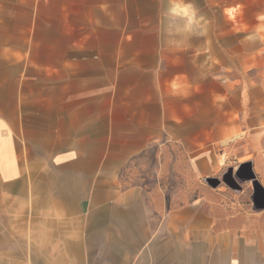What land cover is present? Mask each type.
<instances>
[{"label": "crops", "instance_id": "crops-1", "mask_svg": "<svg viewBox=\"0 0 264 264\" xmlns=\"http://www.w3.org/2000/svg\"><path fill=\"white\" fill-rule=\"evenodd\" d=\"M0 264H264V0H0Z\"/></svg>", "mask_w": 264, "mask_h": 264}, {"label": "rangeland", "instance_id": "rangeland-1", "mask_svg": "<svg viewBox=\"0 0 264 264\" xmlns=\"http://www.w3.org/2000/svg\"><path fill=\"white\" fill-rule=\"evenodd\" d=\"M230 171H232V173ZM234 173L235 169L230 166V157L225 156L224 152H222V155L220 156L219 171L215 176H213V178L207 179L208 181L206 183H203L202 185L212 190L223 189L224 191L230 193V191H232V189L230 188L231 184V187H236L238 189L239 187L242 188V192L238 193L241 194V197H255L257 198V202H261V200L258 198V194L256 195V189L253 190L251 182L240 183V181L234 176ZM175 190L177 189L172 188V195H177L175 193ZM191 192L193 193L194 189H192Z\"/></svg>", "mask_w": 264, "mask_h": 264}, {"label": "water", "instance_id": "water-1", "mask_svg": "<svg viewBox=\"0 0 264 264\" xmlns=\"http://www.w3.org/2000/svg\"><path fill=\"white\" fill-rule=\"evenodd\" d=\"M234 176L240 181V183L250 182L251 180L254 179V176L251 174L250 168L245 167L243 165L238 167V169L234 173ZM230 188L235 191L239 190L236 187H231V184H230Z\"/></svg>", "mask_w": 264, "mask_h": 264}, {"label": "trees", "instance_id": "trees-1", "mask_svg": "<svg viewBox=\"0 0 264 264\" xmlns=\"http://www.w3.org/2000/svg\"><path fill=\"white\" fill-rule=\"evenodd\" d=\"M255 187H256V190H257L256 195L258 194V198L262 201L263 200V196H262V194L260 192L261 189H260V187L257 184L255 185ZM254 199H255L256 204L259 205V203L257 202V198L254 197ZM256 208H258V206H256Z\"/></svg>", "mask_w": 264, "mask_h": 264}]
</instances>
